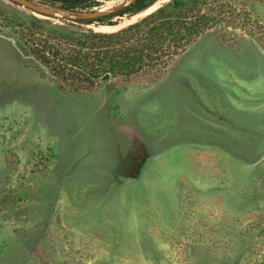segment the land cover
<instances>
[{
	"label": "rangeland",
	"instance_id": "374dc122",
	"mask_svg": "<svg viewBox=\"0 0 264 264\" xmlns=\"http://www.w3.org/2000/svg\"><path fill=\"white\" fill-rule=\"evenodd\" d=\"M249 8L160 80L93 91L0 41V264H264V2ZM36 19L79 29L0 0V32Z\"/></svg>",
	"mask_w": 264,
	"mask_h": 264
},
{
	"label": "trees",
	"instance_id": "16d2710c",
	"mask_svg": "<svg viewBox=\"0 0 264 264\" xmlns=\"http://www.w3.org/2000/svg\"><path fill=\"white\" fill-rule=\"evenodd\" d=\"M33 1L68 11L79 24V29L56 25L45 32L43 20L36 19L22 25L17 36L24 49L50 69L54 80L71 91H93L138 80L158 81L202 35L222 24L243 22L251 14L250 5L264 2L170 0L123 29L98 32L86 25H116V21H110L114 17L136 15L158 0H128L112 13L98 17H83L79 12L92 11L110 0Z\"/></svg>",
	"mask_w": 264,
	"mask_h": 264
},
{
	"label": "water",
	"instance_id": "95a60500",
	"mask_svg": "<svg viewBox=\"0 0 264 264\" xmlns=\"http://www.w3.org/2000/svg\"><path fill=\"white\" fill-rule=\"evenodd\" d=\"M15 1L23 5L24 7L28 9H32L43 15L52 14L55 11L54 7L46 6L44 4H39L33 0H15ZM113 11L114 9L83 11V12H79V15L83 17H98V16L108 15ZM0 41L9 42L15 48V50L21 55L22 58L35 61L40 66H42L52 77H54V75L51 73L50 69L46 65H44L36 56L27 52L24 49L23 45L21 44L18 38H16L11 34L0 32Z\"/></svg>",
	"mask_w": 264,
	"mask_h": 264
},
{
	"label": "bare ground",
	"instance_id": "6f19581e",
	"mask_svg": "<svg viewBox=\"0 0 264 264\" xmlns=\"http://www.w3.org/2000/svg\"><path fill=\"white\" fill-rule=\"evenodd\" d=\"M110 27V26H109Z\"/></svg>",
	"mask_w": 264,
	"mask_h": 264
}]
</instances>
